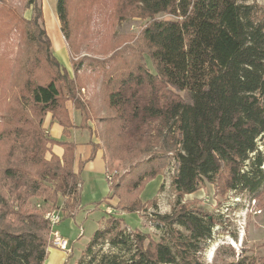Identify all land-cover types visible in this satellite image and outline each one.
I'll return each mask as SVG.
<instances>
[{
    "label": "trees",
    "instance_id": "16d2710c",
    "mask_svg": "<svg viewBox=\"0 0 264 264\" xmlns=\"http://www.w3.org/2000/svg\"><path fill=\"white\" fill-rule=\"evenodd\" d=\"M127 5L148 20L141 44L81 61L72 78L52 51L39 0L27 1L29 18L0 0V264H44L51 229L43 211L29 208L31 199L44 189L46 202L62 200L74 216L81 174L101 149L107 171L132 162L110 186L127 214L140 210L137 194L172 161L179 199L214 184L221 194L264 201V9L244 0H120L118 8ZM70 9L71 1L58 0L61 30L75 50ZM162 13L177 19H157ZM91 75L102 77L100 119L96 96L82 94ZM48 115L66 139L46 134ZM100 123L103 145L92 144L82 160L71 130L96 132ZM180 203L171 215H154L158 241L110 216L76 264H204L199 253L213 240L215 219ZM104 244L111 252L98 248ZM262 263L253 255L230 264Z\"/></svg>",
    "mask_w": 264,
    "mask_h": 264
},
{
    "label": "rangeland",
    "instance_id": "374dc122",
    "mask_svg": "<svg viewBox=\"0 0 264 264\" xmlns=\"http://www.w3.org/2000/svg\"><path fill=\"white\" fill-rule=\"evenodd\" d=\"M7 1L18 7L27 18L31 16V10H26L25 7L28 0ZM69 1H71L72 18L70 26L75 50L71 48L72 44L66 40L61 30L62 25L57 13L58 0H39V5L42 8L47 34L52 42V51L54 38H59L67 50L66 61L69 62L68 67L60 60L61 57L58 59L72 78L75 76V66L81 61L92 58L105 60L122 49L130 52L132 47H138L140 34L148 20L133 16L130 13L131 5L119 9L118 3L120 0ZM244 1L248 4L256 3L264 9V0ZM46 7L49 8L48 11ZM52 17L57 21L55 31H51L49 28ZM157 19L176 20L177 17L169 13H162L157 16ZM119 41L122 42L117 45ZM104 50L106 51L104 52ZM135 54L141 56V51H136ZM147 65L153 71L149 58H147ZM101 91L102 77L95 75H91L87 79V85L82 90V94L86 99L91 95L96 96L98 109H101L98 114L99 119L106 113L105 107L101 103ZM69 107L74 122L78 126L80 124V114L71 104H69ZM100 124L101 129L96 132L93 130L90 132L82 128L71 130L70 139L78 144V155L81 159L86 158L87 152L90 151L91 153L92 144L98 142V144L103 145L100 134L103 131L104 124ZM56 125L58 124L56 123ZM90 125L92 128L95 127L94 123H90ZM43 127L46 134L52 138L66 139L60 132L59 126H54L50 115L46 117ZM258 145L259 149L264 151L262 142L259 141ZM53 151L61 154L63 150L59 147H53ZM49 155L47 156L49 157ZM248 163L246 162V165ZM131 164L132 162H116L114 166L117 170L113 169L111 171H107L102 157H97L87 164L81 174L83 180L81 205L91 209L80 208L76 214L80 212L81 214H78L76 218L74 216L69 217L62 200L57 205L46 202L47 195L44 193V189H40L41 191L31 199L29 207L31 210H39L43 213L47 210H61L63 222L57 229L69 241L72 253L68 254V252L58 250L68 256H73L70 264L77 263L93 233L102 224H105V220L110 216L122 219L123 225L134 232L149 234L152 239L160 240L161 232L157 228V223L154 222V215L168 216L173 214L178 201L189 210H203L204 214H208L215 219L213 240L199 253L201 262L204 264H230L247 256L255 255L261 258L263 260L262 264H264V201L253 198V195L248 192L238 194L235 191H230L221 194L218 186L214 184H205L198 192L184 195L179 199L172 188V179L175 173V162L172 161L157 179L148 183L145 189L137 194L140 210L133 214H127L121 210L119 199L112 195L113 191H110L107 195V190L108 186L110 189L112 182H115V175L118 179L129 175ZM262 168L264 169V165ZM109 178L111 179L109 180ZM51 183L58 184L60 179L52 178ZM83 213L88 214L87 218H84ZM52 248L51 246L48 251ZM98 248L105 253L111 252V247L107 244Z\"/></svg>",
    "mask_w": 264,
    "mask_h": 264
},
{
    "label": "crops",
    "instance_id": "0c3cea01",
    "mask_svg": "<svg viewBox=\"0 0 264 264\" xmlns=\"http://www.w3.org/2000/svg\"><path fill=\"white\" fill-rule=\"evenodd\" d=\"M46 8H47V7H46ZM51 20L53 21V20H56V19H54V18L52 17ZM56 22H57V21H56ZM52 24H53V25H52ZM49 28H51V29H50L51 31H55L56 25H55L54 23H51V25H49ZM56 30H57V29H56ZM54 39H55V40H54V45H53V51H54V53L56 54V56H57L58 58L61 57L60 60H62V62L68 67V63H69V62L66 61V58H67V56H68V54H67V50H66L64 44L59 40V38H57V39L54 38ZM57 46H58V47H57ZM54 126H58V125H56V123H54ZM59 128H60V127H59ZM60 132L62 133V129H61V128H60ZM96 143H98V142H96ZM89 157H90V151L86 153V158H83L82 160H87ZM97 157H102V150H99V151H98V153H97L95 159H96ZM95 159H94V160H95ZM102 159H103V157H102ZM94 160H93V161H94ZM90 162H92V161H90ZM90 162H87V163H86L85 168H86L87 164H89ZM104 163H105V162H104ZM105 167H106V165H105ZM81 177H82V176H81ZM82 190H83V180H82ZM109 193H110V189H109V186H108L107 195H108ZM99 202H101V201H99ZM102 206H103V205H102ZM81 208H82V209H88V210L91 209V208H86L84 205H81ZM106 208H107V207H106ZM91 211H92V210H91ZM78 214H81V212L78 213ZM78 214L74 215V218H76ZM83 216H84V218H87L88 214H87V213H83ZM62 222H63V221H62ZM57 230H58V229H57ZM58 231H59V230H58ZM60 234H61V233H60ZM61 235H62V234H61ZM72 247H73V246H72ZM72 258H73V256H68V255H66L64 252H62V251H60V250H58V249L52 248V249H50V250L48 251V256H47V258H46L44 264H70ZM73 264H76V262L73 263Z\"/></svg>",
    "mask_w": 264,
    "mask_h": 264
},
{
    "label": "built area",
    "instance_id": "2783aa9c",
    "mask_svg": "<svg viewBox=\"0 0 264 264\" xmlns=\"http://www.w3.org/2000/svg\"><path fill=\"white\" fill-rule=\"evenodd\" d=\"M110 179L111 178H109V180ZM44 214L51 229V246L64 252H68V254H71L72 252L69 241L65 239L57 230V227L62 223L61 210H47L44 212Z\"/></svg>",
    "mask_w": 264,
    "mask_h": 264
},
{
    "label": "bare ground",
    "instance_id": "6f19581e",
    "mask_svg": "<svg viewBox=\"0 0 264 264\" xmlns=\"http://www.w3.org/2000/svg\"><path fill=\"white\" fill-rule=\"evenodd\" d=\"M46 9H47V11H48L49 8L47 7ZM51 23H54L55 25L57 24V23H56V20H53V21L51 20L50 23H49V25H51ZM52 25H53V24H52ZM50 29H51V28H50ZM57 47H58V46H57Z\"/></svg>",
    "mask_w": 264,
    "mask_h": 264
}]
</instances>
